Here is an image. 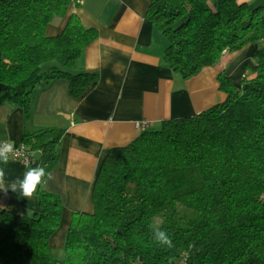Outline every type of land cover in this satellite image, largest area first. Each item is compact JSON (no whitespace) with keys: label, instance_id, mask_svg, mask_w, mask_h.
Instances as JSON below:
<instances>
[{"label":"trees","instance_id":"obj_1","mask_svg":"<svg viewBox=\"0 0 264 264\" xmlns=\"http://www.w3.org/2000/svg\"><path fill=\"white\" fill-rule=\"evenodd\" d=\"M71 0H0V103L29 110L33 92L64 77L81 96L99 80L80 67L98 37ZM256 2V1H255ZM147 17L168 40L165 59L183 78L216 64L224 52L256 46L239 82L222 73L221 103L143 129L109 150L93 186L94 211L72 214L65 255L50 246L62 220L61 197L38 187L31 214L0 208L5 233L0 264H264V4L246 0H151ZM65 130L39 128L20 143L36 150L31 167L46 172L59 158ZM0 163V168L4 169ZM158 227L172 247L154 236Z\"/></svg>","mask_w":264,"mask_h":264},{"label":"crops","instance_id":"obj_2","mask_svg":"<svg viewBox=\"0 0 264 264\" xmlns=\"http://www.w3.org/2000/svg\"><path fill=\"white\" fill-rule=\"evenodd\" d=\"M71 1L66 17L52 21L47 33L59 34L72 14L85 27H95L98 37L86 47L80 67L97 72L98 82L73 97L68 79L54 78L35 89L29 110L0 103V140L18 144L39 128L65 130L58 161L48 170L54 179L46 176L43 185L63 202L61 224L50 239L53 253L63 254L72 214L94 211L93 186L109 150L134 141L144 122L145 129H160L164 120L191 116L224 101L219 76L225 73L239 82L256 52L254 44L224 52L216 64L185 79L165 59L168 40L147 17L151 0ZM6 91L0 83V96ZM25 165L12 159L4 166V188L23 178ZM38 207L37 192L25 198L19 191L5 194L0 189V208L31 214ZM4 233L0 230V237Z\"/></svg>","mask_w":264,"mask_h":264},{"label":"clouds","instance_id":"obj_3","mask_svg":"<svg viewBox=\"0 0 264 264\" xmlns=\"http://www.w3.org/2000/svg\"><path fill=\"white\" fill-rule=\"evenodd\" d=\"M16 158H18V154L14 149L13 143L4 142L0 144V163L7 165L10 160ZM25 168L26 170L23 173V178L21 179L20 177H17L7 188L3 187L5 171L3 168H0V189H3L5 194L8 189H11L13 192L19 191V193L25 198H32L36 194L38 187L46 184V176L48 180L54 179L53 173L50 171L46 172L44 167H30L26 164ZM154 236L159 243L172 247V241L165 231L156 227L154 230Z\"/></svg>","mask_w":264,"mask_h":264},{"label":"built area","instance_id":"obj_4","mask_svg":"<svg viewBox=\"0 0 264 264\" xmlns=\"http://www.w3.org/2000/svg\"><path fill=\"white\" fill-rule=\"evenodd\" d=\"M146 126H147V122L140 124V127L143 129H145ZM4 142H9V141L0 140V144H2ZM14 149L16 150V152L18 154V158L14 159V160H19V161H21L24 164H27L29 166H31L33 164V162H35V160H36L35 157H36L37 151L32 150L30 148V146H28L24 143H18V144H14ZM188 257H189V254H187V253L183 254L180 264H187L188 263Z\"/></svg>","mask_w":264,"mask_h":264},{"label":"rangeland","instance_id":"obj_5","mask_svg":"<svg viewBox=\"0 0 264 264\" xmlns=\"http://www.w3.org/2000/svg\"><path fill=\"white\" fill-rule=\"evenodd\" d=\"M254 3H257V4H261V3H263L264 4V0H256V2L254 1ZM237 75V74H236ZM0 230H1V232L3 233V232H5V223H3V222H1L0 221ZM2 237V236H1ZM0 237V238H1ZM57 253V254H56ZM64 253V250H63V252H54V255L58 258V259H63L64 258V255L65 254H63ZM59 255V256H58Z\"/></svg>","mask_w":264,"mask_h":264}]
</instances>
